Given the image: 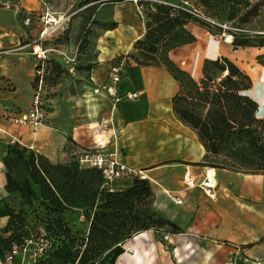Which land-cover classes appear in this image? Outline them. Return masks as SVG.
I'll return each mask as SVG.
<instances>
[{
  "label": "trees",
  "instance_id": "obj_1",
  "mask_svg": "<svg viewBox=\"0 0 264 264\" xmlns=\"http://www.w3.org/2000/svg\"><path fill=\"white\" fill-rule=\"evenodd\" d=\"M91 1L95 0H86ZM261 1L245 11L244 18L256 16ZM140 3L150 10L148 20L143 35L133 42V51L126 55L138 65H163L178 82L179 90L172 97L173 113L196 133L205 149L202 161L192 164L264 175V118L255 115L257 103L242 93L250 88L249 76L221 56L207 60L202 76L192 78L168 53L195 40L185 27L194 17L165 3ZM116 25L112 22L108 27ZM218 29L221 35H231L233 46L264 49V33L248 35L234 26L225 31ZM86 36L84 30L78 47L83 46ZM256 60L264 66V51ZM210 68L221 76L212 88L208 85L212 81ZM185 87L190 95L182 92ZM182 101L188 105H181ZM66 140L63 159L57 163L17 141L1 145L4 189L8 195L18 197L17 206L7 204L8 219L0 236L5 253L14 245L21 247L31 237L43 244L33 264H97L145 230H180L152 209L154 194L147 178L133 176L118 187L106 184L100 169L79 162L76 152L85 147L69 135ZM30 217L41 218L30 225ZM72 217L83 227L69 223Z\"/></svg>",
  "mask_w": 264,
  "mask_h": 264
},
{
  "label": "crops",
  "instance_id": "obj_2",
  "mask_svg": "<svg viewBox=\"0 0 264 264\" xmlns=\"http://www.w3.org/2000/svg\"><path fill=\"white\" fill-rule=\"evenodd\" d=\"M14 1L22 9H27L24 0ZM142 1L175 4V0ZM95 15V21L98 22L97 27H99L96 29L98 36L95 40L106 41L112 48L98 43L90 47L87 50L89 52L84 53V56L78 60L82 68L75 71L73 79L68 80L67 88L64 87L65 82L58 83L56 86L62 94L55 98L56 106L47 115V118L52 117L34 126L36 131L31 133H28L27 127L4 124L10 135L1 134L0 146L13 141L12 136L14 141L34 149L45 155L51 162L57 163L63 159L67 135L86 148L93 142L108 143L106 147L108 151H116L117 158L121 162L136 170L144 171L146 178L158 186L152 188L153 204L156 209L165 205L162 191L167 194V202L170 203H174L170 198L171 195L180 196L182 201L186 194L190 200L195 199L194 197L199 193L194 188L196 186L200 188L199 183L205 175L209 177V168L192 164L202 161L205 149L196 133L182 124L173 113L172 97L179 90V84L163 65H138L126 55L133 51V42L145 31L142 13L132 0L109 2L98 0ZM90 20L91 18H86L84 24L87 22L89 24ZM110 22H116V27L109 28ZM185 27L194 35L195 40L171 49L168 53L170 59L188 72L192 78L199 79L202 76V67L207 60H215L221 56L229 58L249 76L251 85L245 92L257 103L255 115L264 118V66L256 60V56L264 49L257 47L234 49L233 45H229L231 53H235L239 60L241 50L255 49L256 53L253 55L255 64L250 66L248 71L241 66L236 57L220 51L219 31L202 27L193 19L188 20ZM119 53L125 55L119 57L124 65L116 85L117 94L137 91L139 95L135 100L122 98L115 102L107 92L93 91L94 88H100L103 84L109 83L108 69L110 64L118 59L113 57ZM88 65L90 68H87ZM30 70L31 65L24 63L19 55L9 56L0 61V76L14 86L13 91L3 90L2 80H0V110L7 109L14 112L18 104L24 110L28 108L29 91L32 89L28 74ZM101 123H107L108 128L102 131L97 129V125ZM30 129L32 130V127ZM1 156L0 151V195L6 193ZM187 170L191 171L195 178L196 184L191 188H186L183 181V175ZM213 170L216 195L212 199L217 198L219 194V205L223 201L218 185L220 189L226 191L234 190L264 199L263 174H242L220 168H213ZM226 176L230 180H226ZM196 178H199V183L196 182ZM123 184L124 182L120 186ZM112 186L118 187L114 183ZM13 197V206H17L18 197L16 195ZM221 214L215 219L214 224L226 226L228 231L213 229L212 234L215 238L211 240L214 242L232 240L235 243H229L230 245L227 246L229 254H235L240 250L245 255L244 264H264V215L260 220L247 222L246 233H238L235 227H239L241 221L223 212ZM7 219V203L0 196V236ZM153 234V230H145L125 241L123 246L125 250L129 248L131 250L135 245L139 253L143 249L147 251L151 245L155 246L151 242ZM201 235L207 236L210 233H201ZM168 239L171 241L172 237L168 235ZM248 244L250 246H246ZM186 246V243L171 246L172 256H175L173 254L175 249L180 253L185 252ZM4 254L0 246V256ZM24 260L23 258V262Z\"/></svg>",
  "mask_w": 264,
  "mask_h": 264
},
{
  "label": "rangeland",
  "instance_id": "obj_3",
  "mask_svg": "<svg viewBox=\"0 0 264 264\" xmlns=\"http://www.w3.org/2000/svg\"><path fill=\"white\" fill-rule=\"evenodd\" d=\"M258 1L259 0H175L174 2L179 5L187 2V8L193 7L197 9L200 14L210 17L211 19L226 23L229 26L238 27L248 35H256L264 33V2L261 1L256 16L244 18V12ZM97 3L98 0L91 2H86V0H24V5L27 8L23 9L25 15L14 13L9 9L0 8V61L9 56H21L24 63L29 66L31 65V70L28 74L32 89L37 69L34 50H37L38 47H40L42 51H45L46 65L43 71V95L48 113L52 112L56 106L57 101L55 98H57L59 94H62V91H60V89L58 90L56 86L58 83L65 82L66 85L64 87L67 88L68 80L73 79L75 77V71L82 68V65L78 60L84 56V53L89 52L87 50L90 49V47H94L97 43L102 44L101 46L112 48L110 43H107L106 41L95 40L98 36L96 34V29H99V27H97L98 22L95 21V8ZM149 12L150 10H147V6L144 5L142 12L144 27L145 22L148 20L147 13ZM25 16H28L29 24L24 23ZM86 18H91L89 24L88 22L87 24H84ZM193 21L202 27L215 29L216 31H219L220 34L219 27H212L209 23L198 20L195 17L193 18ZM84 30H87L86 41H82L83 46L78 47L80 39L84 34ZM218 39L220 40V51L228 53L232 57H236L235 53H231V46H229L230 42L224 40V36L221 34ZM62 52L69 56H75L76 62L72 70H70L69 65L64 62ZM240 53V60L238 57H236V60H238L244 69L249 71V67L255 64L253 61V55L256 51L255 49H243ZM124 55V53H119L113 58L116 59ZM209 71L212 74V81L208 85L212 88L219 82V77L221 76L214 68H210ZM0 80H2L1 83L3 85V90H14L13 84L3 80L2 76H0ZM32 89L29 91L30 100ZM187 90L188 88L185 87L182 92L186 95H190ZM242 93L246 94L245 91ZM186 101L190 100L187 99ZM181 105L187 106L188 104L182 101ZM22 111H24V109L20 108L18 104L14 112L19 113ZM51 117L52 116H49V118ZM4 124L10 125L9 123ZM14 127H27L29 128V130H27L28 133L36 131L34 126L30 125L14 124ZM31 127L32 130L30 129ZM107 128L108 124H106V126H103V124L97 125V129L100 131L106 130ZM101 145H103L104 149L108 151L106 149L108 143ZM98 147H100V144L93 142L88 148ZM208 160L213 161V158L209 157ZM225 178L226 180H230L228 176ZM198 179L199 178H196L197 183H199ZM126 180V178H117L113 183L120 186L122 182H125ZM149 184L151 188L158 187L150 181ZM238 184L240 185V182ZM194 189H197L199 193L194 197L195 199L190 200L186 194L184 200L179 204L167 202V194L162 190L161 195L165 200V205L160 209H156L152 201V209L164 217H166L165 215L170 217L168 219L179 226L180 230L178 232L168 233V227L164 228L166 231H154L153 237H151V242L155 246L151 245V247H148L151 250L147 249V251H145V249H143L139 253L135 249V245L132 246L131 250L130 248L128 249V247V250H125L122 244L112 253H109L99 263L244 264L245 255L242 251L239 250L235 254L228 253L227 246L230 245L229 243H235L234 241L231 240L227 242L224 240L223 242V240H219L218 242H214L211 240L212 238H215L212 234L213 229L216 228L220 231H228V227L215 225L214 221L218 216H221V212H223L231 217L239 219L241 221L240 225L239 227H235V229L238 233H246L245 229L248 227H245V224H248L247 222H254L256 219L260 220V218L263 217L264 199H261L259 196L238 193L234 190L226 191L220 189L218 185L219 191L222 192L220 195L223 201L221 207L218 202L219 194L217 195V198L209 199L203 194L198 186ZM0 196L7 204L11 206L14 205L13 196L8 195L7 193L1 194ZM40 218L41 217L37 219ZM72 218H69V223L73 226L77 225L78 227H83L75 217ZM29 219L32 220L30 225L39 222L34 217H30ZM41 222H43L42 219ZM249 227L252 228L250 225ZM201 233H210V235L203 236ZM168 235L169 237H172L171 241H169ZM180 243H186L187 250L180 253L175 249V252H173L175 256H172L171 246H176V244ZM143 248L145 247L143 246ZM26 253L28 254L24 255V262L23 258L17 257V264L34 263V261H32L33 251ZM35 257L37 258L38 255Z\"/></svg>",
  "mask_w": 264,
  "mask_h": 264
},
{
  "label": "built area",
  "instance_id": "obj_4",
  "mask_svg": "<svg viewBox=\"0 0 264 264\" xmlns=\"http://www.w3.org/2000/svg\"><path fill=\"white\" fill-rule=\"evenodd\" d=\"M136 3L138 10L142 13L143 12V5L140 3L142 0H132ZM187 2L184 4H173L170 5L174 9L184 10L191 14L198 20H202L203 22L209 23L212 27H220L223 31L230 29V26L226 23H221L210 17H207L203 14H200L197 9L191 7H186ZM0 6L4 9H9L14 11L15 13H20L25 15V12L20 7V5L15 2L14 0H0ZM24 23L29 24L28 16L24 17ZM224 36V40L229 38V42H231V35L225 32H222ZM35 59L37 61V69L35 79L33 80V89H32V96L29 103V106L26 110L16 113L10 110H0V136L1 134L10 135L8 131L4 127V123L15 124V125H30V126H37L42 124L46 116L48 114L47 105L44 100L43 95V85H44V68L46 65V55L45 51H42L40 47L37 50H34ZM63 60L66 64L69 65L70 70L73 69V66L76 62L75 56H69L64 54ZM124 62L122 59H116L113 61L108 69V84H103L100 88H94V92L98 91H105L107 92L113 99V101H118L122 98L135 100L139 93L137 91H130L125 92L123 94H117L116 85L120 80L121 71L123 68ZM103 126H106L107 123H101ZM12 140L14 138L11 136ZM11 141V142H13ZM76 156L81 164L94 166L101 170L104 181L106 184L112 185L114 180L117 178H126L129 179L133 176H139L140 178H146V174L142 170H136L134 168L129 167L124 162H121L117 158L116 151H106L103 145L100 144L98 148H82L76 152ZM183 181L186 188H191L195 186V178L191 171L187 170L183 175ZM215 181L210 179L207 175L199 183L200 188L204 192V194L208 198H214L216 193L214 191L215 188ZM170 198L176 204L182 202V199L178 195H171ZM82 218V217H81ZM39 241H42L41 239ZM43 244L41 242L34 241L33 238H27L24 244L21 247L13 246L10 252L5 253L4 255L0 256V264H17L16 260L17 257L24 258V255L28 254L26 252L33 251V259L35 261V256L39 255L42 251ZM31 249V250H30Z\"/></svg>",
  "mask_w": 264,
  "mask_h": 264
},
{
  "label": "bare ground",
  "instance_id": "obj_5",
  "mask_svg": "<svg viewBox=\"0 0 264 264\" xmlns=\"http://www.w3.org/2000/svg\"><path fill=\"white\" fill-rule=\"evenodd\" d=\"M229 40H230L229 38L226 39L227 42H229ZM208 175H209L210 179L214 180V170L212 168H209L208 169ZM97 264H101V263H97ZM102 264H108V263L107 262H104Z\"/></svg>",
  "mask_w": 264,
  "mask_h": 264
},
{
  "label": "water",
  "instance_id": "obj_6",
  "mask_svg": "<svg viewBox=\"0 0 264 264\" xmlns=\"http://www.w3.org/2000/svg\"><path fill=\"white\" fill-rule=\"evenodd\" d=\"M234 49H237V46H233Z\"/></svg>",
  "mask_w": 264,
  "mask_h": 264
}]
</instances>
